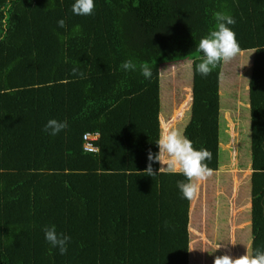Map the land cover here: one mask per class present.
<instances>
[{
    "label": "trees",
    "instance_id": "16d2710c",
    "mask_svg": "<svg viewBox=\"0 0 264 264\" xmlns=\"http://www.w3.org/2000/svg\"><path fill=\"white\" fill-rule=\"evenodd\" d=\"M95 1V18L80 16L67 28L61 0H0V264H76L75 254L66 259L45 240L44 228L55 225L66 235L67 185H75L66 174L81 171H97L96 263L88 255L85 264H189L191 201L177 186L187 180L159 173L156 162L154 177L144 172L149 150L159 151L164 74L165 102L182 103V133L196 150L208 149L205 163L218 168L222 62L207 77L195 70L197 45L214 28L216 12L233 17L228 27L240 52H252L245 86L249 252L264 251V0ZM100 35L110 70L65 78L75 57L84 67L96 64ZM87 41L96 43L92 53L78 45ZM127 60L135 71L121 69ZM190 61V82L178 86L171 75ZM144 63L151 79L140 72ZM50 119L67 128L45 132ZM94 131L100 153L83 147V134Z\"/></svg>",
    "mask_w": 264,
    "mask_h": 264
},
{
    "label": "rangeland",
    "instance_id": "374dc122",
    "mask_svg": "<svg viewBox=\"0 0 264 264\" xmlns=\"http://www.w3.org/2000/svg\"><path fill=\"white\" fill-rule=\"evenodd\" d=\"M66 12L67 28L77 24L79 16L66 10L68 0H61ZM95 8V7H94ZM94 13V9L92 11ZM69 17V19L67 18ZM95 18V15H91ZM78 25V24H77ZM81 33V32H80ZM79 33V34H80ZM93 38H90L92 40ZM81 42V41H80ZM83 49L90 51L96 46L93 41L79 43ZM100 51V50H98ZM95 52V51H94ZM92 53V51H91ZM251 50H243L228 63L222 62L219 73V119H218V168L212 171L204 182L200 184L198 196L191 200L189 210V264H212L215 257L229 255L238 258L249 252V173L232 167L249 166V123L246 89L248 67L251 60ZM94 55V53H93ZM106 60V58L104 59ZM186 63V62H183ZM182 63V64H183ZM77 64L79 72L85 68ZM184 70L176 75V82L180 86L190 82V68L183 65ZM73 70V69H72ZM66 74V72H65ZM72 74V72H71ZM164 74V72H162ZM165 77L166 75H162ZM168 76V75H167ZM162 77V103L165 102L166 81ZM181 82V84H180ZM162 104V105H163ZM183 122L174 128L182 130ZM223 141H228L224 146ZM232 169V170H231ZM73 181L85 195L97 194V175L92 173H67L66 182ZM75 187V185H74ZM67 185V198L69 196ZM236 201L238 205L236 206ZM86 209H67L68 227L73 223L74 233L70 236L66 257L70 258L78 236L84 235L91 243L93 251L88 247L78 246L76 264H85L88 255H97V204L89 201ZM82 210L84 214L82 213ZM234 243V244H233ZM220 245L218 249H215ZM84 252V253H83ZM92 257V256H91ZM67 261H65L66 263Z\"/></svg>",
    "mask_w": 264,
    "mask_h": 264
},
{
    "label": "clouds",
    "instance_id": "9594fccd",
    "mask_svg": "<svg viewBox=\"0 0 264 264\" xmlns=\"http://www.w3.org/2000/svg\"><path fill=\"white\" fill-rule=\"evenodd\" d=\"M7 7H11V5L9 4ZM94 7V0H75L71 10L77 16H87L92 14ZM4 16V27L7 29L6 10L4 11ZM214 19L216 21L214 28L209 31L206 37L201 38L197 45V51L202 53V55L198 57L200 62L196 64L195 70L203 77L211 74L221 62H230L240 52L236 34L228 27V25L235 24L236 21L233 17L222 12H216L214 13ZM58 25L61 28L66 26L63 19L58 21ZM120 67L125 71H135L137 65L131 60H127ZM188 67H192L191 61ZM140 72L145 79H151L152 70L147 63L140 65ZM72 75L83 77L84 74L79 72L77 68H73ZM65 128H67L66 121L61 122L56 119H50L47 121L44 131H50L51 135H56ZM156 144L159 151L154 155L149 150L147 157L149 163L144 173L154 177L156 173L152 164L156 162L161 165L158 170L159 173L182 174L187 180V182H177L182 198L189 201L195 199L198 196L200 184L212 175L213 170L205 163V161H211L212 153L206 148L196 150L192 141L182 131L172 127H164L162 129ZM95 151L100 153V148L95 149ZM44 234L45 240L52 247L58 248L61 255L67 252V244L70 237L63 233H57L55 225L45 227ZM219 247L220 245H217L215 249ZM213 264H264V251L256 249L255 254L246 251L244 255L235 259L229 255L217 256Z\"/></svg>",
    "mask_w": 264,
    "mask_h": 264
},
{
    "label": "crops",
    "instance_id": "0c3cea01",
    "mask_svg": "<svg viewBox=\"0 0 264 264\" xmlns=\"http://www.w3.org/2000/svg\"><path fill=\"white\" fill-rule=\"evenodd\" d=\"M75 3V0H68L67 3V7L66 10L72 12V5ZM62 4V1H61ZM96 4V1L94 0V5ZM63 6V5H62ZM96 7V5H95ZM93 13V12H92ZM88 16V15H87ZM80 17V16H79ZM101 36V35H100ZM102 39V40H101ZM100 43L102 44L101 47L99 48L100 50V56L98 57L96 64H94L95 67L92 68H85V70L82 72L83 74H88V73H92V72H102V71H107L110 70V63H109V57H108V52H107V48L105 46L104 40L102 38V36L100 37ZM88 51L87 49H85L84 51H82L83 53ZM91 52V50L89 51ZM106 58V60H104ZM78 64V58H73L72 59V65H68L66 66V74H65V78H71L74 75L71 74L72 69L74 66H76ZM76 76V75H75ZM162 85L159 84V110H158V117H159V123H160V133L162 131V129L164 127H172L174 128L175 125L180 123V127H181V107H182V103L180 101H176L177 99L174 97H171V99L169 98V101L166 102L167 104L164 105L162 103ZM166 99V96H165ZM163 104V105H162ZM180 130V129H179ZM238 168V169H237ZM232 169H237V171L239 172V170L243 172H245L248 168L246 167H232ZM231 169V170H232ZM247 172V171H246ZM81 174H86V173H92V172H84L81 171ZM79 173H77L78 175ZM95 174H97V171H95ZM69 183V182H68ZM69 196L67 198V202H66V236L70 237L73 233V223L71 224V227H68V213H67V209L69 208L71 211L73 208L76 209H86V206L88 205L87 203L90 201V199H93L94 201L97 200V197H95V194H92L91 197H88V195L83 194L81 191V189L79 190L78 186L75 184H73V187L71 189H69ZM94 196V197H92ZM90 198V199H89ZM76 211V210H75ZM82 213L84 214L83 210ZM69 216V215H68ZM79 238L76 239V244L72 250V254L76 255V258L79 256L78 255V246H81L80 248H83V246H87V244H90L89 241L87 239H84V235L82 236H78ZM67 248H68V244H67ZM89 249L88 247L85 249L84 252H86V250ZM93 251V249H92ZM83 252V253H84ZM67 253V252H66ZM78 255V256H77ZM95 257V254H94ZM67 259V257H66ZM95 262V260H94Z\"/></svg>",
    "mask_w": 264,
    "mask_h": 264
},
{
    "label": "built area",
    "instance_id": "2783aa9c",
    "mask_svg": "<svg viewBox=\"0 0 264 264\" xmlns=\"http://www.w3.org/2000/svg\"><path fill=\"white\" fill-rule=\"evenodd\" d=\"M96 137L95 133L86 132L83 134L84 144L83 147L87 150H95L96 146H94L91 142L92 139Z\"/></svg>",
    "mask_w": 264,
    "mask_h": 264
},
{
    "label": "bare ground",
    "instance_id": "6f19581e",
    "mask_svg": "<svg viewBox=\"0 0 264 264\" xmlns=\"http://www.w3.org/2000/svg\"><path fill=\"white\" fill-rule=\"evenodd\" d=\"M91 133H95V135L98 136V132L97 131H94V132H91Z\"/></svg>",
    "mask_w": 264,
    "mask_h": 264
}]
</instances>
